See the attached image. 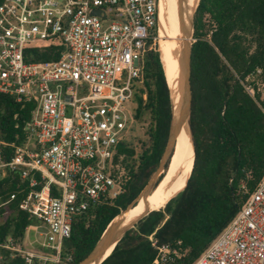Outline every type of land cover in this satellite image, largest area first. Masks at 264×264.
Segmentation results:
<instances>
[{"label": "built area", "instance_id": "2783aa9c", "mask_svg": "<svg viewBox=\"0 0 264 264\" xmlns=\"http://www.w3.org/2000/svg\"><path fill=\"white\" fill-rule=\"evenodd\" d=\"M159 1L0 0V94L34 104L23 140L0 138V181L26 182L19 207L32 219L22 242L0 245L20 264H73L75 218L122 192L111 167L134 120V85L158 51ZM239 190L248 195L239 212L192 264H264V175ZM17 195L0 196V217ZM149 239L154 264H181L189 251Z\"/></svg>", "mask_w": 264, "mask_h": 264}, {"label": "trees", "instance_id": "16d2710c", "mask_svg": "<svg viewBox=\"0 0 264 264\" xmlns=\"http://www.w3.org/2000/svg\"><path fill=\"white\" fill-rule=\"evenodd\" d=\"M62 50L49 49L38 58L50 60L49 51ZM191 64L195 160L186 187L164 208L140 220L102 264H154L157 251L149 239L152 235L159 244L172 247L181 241V247L189 251L180 263L192 264L239 212L248 196L239 190L242 181L253 191L264 175V98L258 92L252 97L244 86L258 70L264 74V0H200L194 15ZM134 88L133 117L137 121L145 115L149 118L141 153L127 140L118 145L111 174L122 192L75 218L72 236L65 242L66 252L73 253V264L88 256L109 224L140 196L164 154L172 111L159 51L146 56L144 80ZM33 109L32 103H18L0 94L1 140L19 144ZM176 152L177 141L172 157ZM169 174L158 193L165 189ZM25 189L26 182L18 176L0 181L4 199L18 193L4 209L8 214L0 223V245L9 236L22 242L32 223L29 213L19 207ZM10 254L0 247L1 263H21Z\"/></svg>", "mask_w": 264, "mask_h": 264}, {"label": "bare ground", "instance_id": "6f19581e", "mask_svg": "<svg viewBox=\"0 0 264 264\" xmlns=\"http://www.w3.org/2000/svg\"><path fill=\"white\" fill-rule=\"evenodd\" d=\"M200 0H162L160 6V46L162 62L168 85L175 95L180 78L176 48L181 45L186 51L190 45L193 29V14ZM188 119L177 138V159L165 189L157 196L140 202L127 213L121 214L114 222L130 221L146 210H159L176 194L184 189L193 168L195 159L194 145L191 141Z\"/></svg>", "mask_w": 264, "mask_h": 264}, {"label": "water", "instance_id": "95a60500", "mask_svg": "<svg viewBox=\"0 0 264 264\" xmlns=\"http://www.w3.org/2000/svg\"><path fill=\"white\" fill-rule=\"evenodd\" d=\"M161 3L162 0L159 1V17H160ZM192 41H194V22H193V34L190 37L189 48L185 51L182 48V46L179 45L175 51L176 56L178 58L180 78L178 81V86L176 88L175 95H173L169 87L172 118H171L169 137L164 154L161 158L157 170L149 180L148 184L143 189L140 196L127 208L125 213L130 212L140 202L141 199L147 200L150 193L156 187L158 178L166 171L165 170L166 163L172 158L176 146L177 138L180 132L182 131V128L186 123L187 119L192 135V130H191V105H192L191 57H192V44H193ZM152 211L154 210H146L143 214L127 222L126 220L114 222L115 219L117 218L116 217L109 224V226L107 227V229L105 230V232L103 233V235L101 236L100 240L97 242L93 250L79 264H102L112 254V252L119 244V242L124 238V236L131 229H133L140 220L148 216Z\"/></svg>", "mask_w": 264, "mask_h": 264}, {"label": "rangeland", "instance_id": "374dc122", "mask_svg": "<svg viewBox=\"0 0 264 264\" xmlns=\"http://www.w3.org/2000/svg\"><path fill=\"white\" fill-rule=\"evenodd\" d=\"M196 10H197V8H196ZM196 10L194 11V14H193V22H194V15H195ZM192 34H193V29H192ZM158 37H159V43H158L157 48H158V51L160 52V55H161V46H160L161 45L160 44L161 37H160V30H159V36ZM192 42H194V41H192ZM161 60H162V56H161ZM247 84L248 85H251L252 87H254L255 91L260 92L261 97L264 98V74L262 75L260 72L257 71L256 73H254L249 78ZM148 120H149L148 115H145L143 117V119L140 120V121H137L134 118V120L132 121V125L130 126V128L127 131V141H128V143L133 144V146L135 147L138 155H140V153H141L142 140H145V138H146L147 126L149 124L148 123ZM190 134H191V132H190ZM190 138H191V141H192V135H191ZM192 144H193V141H192ZM176 159H177V152L172 157V159L170 160L167 170L163 173L164 174L163 175V178L160 180V182L158 183V185L153 189V191H152V195L153 196L156 195V194L158 195L159 193L162 192L161 191V192L158 193L159 188H160L162 182L165 180L167 174L170 172V174H169V176L167 178V183H168L169 178L171 176V170H172V168H173V166L175 164ZM193 165H194V161H193ZM166 186H167V184H166ZM150 198H153V197L150 196L149 199ZM6 217H7V215H2L0 217V223H3L5 221V219H6Z\"/></svg>", "mask_w": 264, "mask_h": 264}]
</instances>
